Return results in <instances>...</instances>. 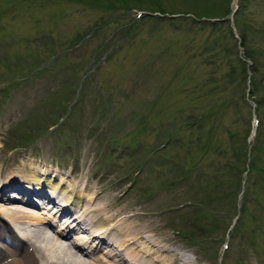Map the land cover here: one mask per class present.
Here are the masks:
<instances>
[{"label":"rangeland","instance_id":"obj_1","mask_svg":"<svg viewBox=\"0 0 264 264\" xmlns=\"http://www.w3.org/2000/svg\"><path fill=\"white\" fill-rule=\"evenodd\" d=\"M237 1L0 0L4 168L63 167L88 201L135 216L166 264L177 252L184 264H264V0ZM177 128L176 150L198 152L202 176L163 186L176 170L149 159L131 179L152 131ZM202 195L206 205L184 204Z\"/></svg>","mask_w":264,"mask_h":264},{"label":"bare ground","instance_id":"obj_2","mask_svg":"<svg viewBox=\"0 0 264 264\" xmlns=\"http://www.w3.org/2000/svg\"><path fill=\"white\" fill-rule=\"evenodd\" d=\"M20 170V166L11 162L3 172L0 161V202L8 203V206L0 203V232L8 230L9 223L21 225L15 228L19 236V239L18 237L16 239L17 245L16 241L12 240L10 243L13 244V248H7L3 252L0 250V264H124L127 260H131V264L136 263L135 261L142 264H166L161 258V252L166 250H157L159 245L145 236L147 231L140 228L134 230L136 225L128 223V217L119 218V213L111 212L108 206L100 203L99 200L95 202V196L90 197L92 199L90 205H94V208L88 209L87 203H82L85 200H81L83 196H75L74 189L69 188L62 177L58 176L56 180L47 174V169L38 165H35L32 172L27 174L28 186L26 187H34L35 189H30V192L32 194L35 192L37 195H33L40 199L46 198L43 188L47 187L52 196L57 194L61 198V208L54 203L50 204L49 209L40 208L34 205L36 204L34 199L29 200L27 197H19L15 194L13 197H19L18 200L21 201L13 202L16 199L10 200L5 193L8 188L21 191L18 185L22 181ZM8 177L11 179L8 180ZM70 210L73 212L70 216L74 218L73 220L63 214ZM62 215L64 218L57 230L51 225L50 230L46 227L30 228V226L48 224L49 219L56 221ZM76 219L78 221H75ZM87 219L91 221L89 222L91 227L87 226L89 224L86 222ZM125 221L127 224H124ZM75 222V236L72 241H69L67 240L69 229L73 228ZM89 233L92 234L91 239L88 238ZM22 239L26 241L25 246L22 244ZM89 243H91L90 246ZM20 246L25 248L23 252H21L23 248L19 249ZM156 252L157 256L151 257ZM93 254H97L96 258L92 257ZM143 254H146L145 260L141 259ZM178 257L179 252L173 253L170 255V260L172 263L176 261L181 264L182 259Z\"/></svg>","mask_w":264,"mask_h":264},{"label":"trees","instance_id":"obj_3","mask_svg":"<svg viewBox=\"0 0 264 264\" xmlns=\"http://www.w3.org/2000/svg\"><path fill=\"white\" fill-rule=\"evenodd\" d=\"M239 7H240V10L242 8V5L239 4ZM238 11H239V8H238ZM210 17V16H208ZM212 17H216V16H212ZM220 17V16H218ZM193 22L195 23H198L197 20H193ZM204 22V21H202ZM201 22V23H202ZM240 33V37L243 41V45H244V41L246 40V32L244 30H242L241 28V31H239ZM245 50V49H244ZM245 53V57L248 58V59H251L253 61V65L252 67L250 68L251 71H254V72H258V66H257V62H256V59L253 55V50L250 49L249 47H246V51L244 52ZM236 54V52H235ZM253 79V78H252ZM262 100L261 98H259L257 101H256V105H260L262 104L261 103ZM210 114H208L207 112H203V114L201 116H199V118H197V129L199 131L198 133V137H196V140L198 142L204 140V133L203 131H201L202 129V126H203V118H206V117H209ZM191 127H194V126H191ZM212 129V128H211ZM157 130V129H156ZM184 129L180 128V129H173L172 131H164L162 132L161 131V134L160 136H164V142L163 144L161 145H157L156 146V150H159V149H165L167 148L168 146L172 147V148H176V146H178V143H179V136H178V131H183ZM210 131H207L208 133V136L210 135ZM208 143V141H206ZM204 143V142H203ZM203 146V145H202ZM206 147V146H205ZM201 149V147L199 148V150ZM198 155V152L196 153L194 159H190L186 156H184V154L182 155H177L175 156L174 154H171L170 156L167 157V159H172V166L174 168V170H178V172H175L177 174V177H175L176 179L178 180H181V179H186L188 181L192 180L193 178V172H192V168H193V165L197 167V164H196V160H197V156Z\"/></svg>","mask_w":264,"mask_h":264}]
</instances>
